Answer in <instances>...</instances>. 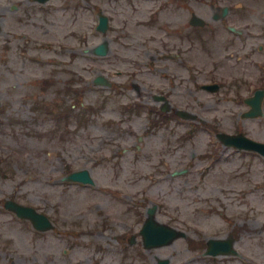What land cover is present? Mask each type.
Masks as SVG:
<instances>
[{
  "label": "rangeland",
  "instance_id": "374dc122",
  "mask_svg": "<svg viewBox=\"0 0 264 264\" xmlns=\"http://www.w3.org/2000/svg\"><path fill=\"white\" fill-rule=\"evenodd\" d=\"M0 29V264H264V158L210 129L264 143V116H241L264 88V0H0ZM105 38L108 55L94 56ZM161 95L168 114L196 120L151 126ZM82 170L92 186L64 181ZM6 200L53 230L36 232ZM152 206L183 237L147 251ZM231 234L238 256L204 255Z\"/></svg>",
  "mask_w": 264,
  "mask_h": 264
},
{
  "label": "water",
  "instance_id": "95a60500",
  "mask_svg": "<svg viewBox=\"0 0 264 264\" xmlns=\"http://www.w3.org/2000/svg\"><path fill=\"white\" fill-rule=\"evenodd\" d=\"M107 29V19L105 17H100V23L98 30L101 32L106 31ZM94 53L97 55H105L106 47L105 45H100L95 48ZM262 93L257 92L255 97L252 100H249V104L252 107V110L247 113L246 117H255L260 114V99ZM234 138L227 137L225 142L227 144H233L238 148L252 150L260 153L264 156V144L255 143L253 141L246 140L244 138ZM71 180H78L82 182H90L86 172L77 173L69 177ZM6 208L14 212L19 218L29 220L34 229L39 231H47L52 228L51 223L43 215L38 214L34 209L29 207H24L13 202H7ZM154 208L148 211V219L145 222L141 235L143 237L144 246L146 248L158 247L165 244H169L177 237L183 236L181 233L174 231L166 226L155 223L153 219ZM231 244L226 242H208V255H217V254H226L228 252L233 253L230 250ZM168 261H160L159 264H167Z\"/></svg>",
  "mask_w": 264,
  "mask_h": 264
},
{
  "label": "flooded vegetation",
  "instance_id": "af4514ba",
  "mask_svg": "<svg viewBox=\"0 0 264 264\" xmlns=\"http://www.w3.org/2000/svg\"><path fill=\"white\" fill-rule=\"evenodd\" d=\"M9 10H11V11H16V10H18V6L17 5H9V8H8Z\"/></svg>",
  "mask_w": 264,
  "mask_h": 264
}]
</instances>
